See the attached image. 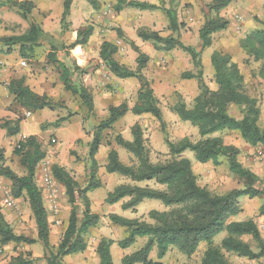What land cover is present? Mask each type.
<instances>
[{
	"label": "rangeland",
	"instance_id": "1",
	"mask_svg": "<svg viewBox=\"0 0 264 264\" xmlns=\"http://www.w3.org/2000/svg\"><path fill=\"white\" fill-rule=\"evenodd\" d=\"M73 0L70 16L65 24L60 23L63 0H33L35 8L32 19L41 27L51 40H43L36 49L35 56L22 59L6 54V48L0 47V121L20 120L19 129L35 125L30 131L41 149L45 158L39 163L35 174V183L40 190L43 205L47 213L49 224V244L55 252L63 233L67 227L70 214V205L67 201L65 189L55 181L52 167L58 166L66 171L80 187H85L89 178L90 167L88 163L89 143L92 141L95 128L108 117V109L125 103L128 108L136 103L139 82L136 79L120 80L115 78L106 65L99 58V50L104 42L112 43L118 48L114 56L118 63L130 70H136L137 53L132 45L148 56L146 67L142 75L150 82L154 96L157 98L162 113L164 125L150 115L134 116L128 112L117 120L110 129L102 132V141L96 155L97 179L101 186L88 193L90 209L100 216V222L92 228L85 238L86 250L83 253L63 258L64 264H99L96 247L102 239H110L115 243L125 238L124 228L112 224L109 214H115L126 219H139L150 222L148 213L152 210L159 212L167 208L157 200H143L134 210L121 209L120 202L109 205L105 203L108 193L119 185L132 184L125 177L105 172L107 154L114 150L119 161L125 165H134L135 159L125 149L116 145L114 139L121 136L127 141L132 140L131 128L138 124L143 133L145 146L149 149L150 160L153 163H162L171 159L167 143H177L187 138L193 142L199 140L197 129L188 122L180 121L173 112L176 96L180 95L187 107L198 95L195 80H183L184 73H195L196 69L191 57L180 49L157 52L152 42H142L137 37V30L151 31L156 29L162 37L173 36L164 9H171L176 14L178 23L184 24L180 30L179 40L196 51H200V62L203 78L211 90H216L213 81V70L210 65V56L213 52L229 55L237 64L244 79V90L247 95L255 98L259 109V127L264 130V70L263 62L255 61L247 50L241 47L247 36L254 31L264 32V0H232L229 6L221 10L218 19L226 21L224 31L211 36V46L201 49L198 32L204 23L203 7L213 0H148L152 5L159 7L155 11H140L138 9L123 8L120 12L115 10L117 0H96L97 8H93L86 0ZM133 1V0H126ZM146 2L145 0H134ZM209 18H216L211 13ZM92 27V36L83 47L70 49L69 46L76 39V32ZM29 27V21L20 18L15 8L0 6V37L19 35ZM133 39V40H132ZM11 52L18 50L13 48ZM53 52L60 59L64 57L65 64L72 69L79 66L83 74L75 72L73 80L81 83L92 97L93 111L90 113L81 105L79 99L65 91L60 80V69L57 64L50 61L48 54ZM12 54V53H10ZM7 57V58H6ZM24 62V65L20 63ZM121 62V63H120ZM122 65V64H121ZM261 72V73H260ZM23 80L34 94L44 97L51 102L52 108H46L31 113L25 117L27 110L15 102L8 93L7 85L12 80ZM230 114L239 117L235 109ZM21 127V128H20ZM27 131V130H26ZM26 135V138L29 137ZM223 143L234 146L239 150L238 160L247 170L251 171L264 183V153L259 148L252 149L237 132L221 133ZM21 140V135L9 136L0 128V148L6 153L8 167L18 176L23 175L19 158L13 155V150ZM181 158L190 161L192 170L197 177L200 187L213 195H224L234 189H243L244 184L230 173L224 159L218 165L211 162L200 164L195 160L191 151H185ZM148 184L152 188L161 187L153 183H139L138 186ZM240 213L229 217L230 222L252 220L258 227L264 241V217L259 215V209L264 203L263 197L238 199ZM78 214L81 217L84 211L81 201H77ZM0 210L4 219L16 235L31 239L37 238L36 226L25 197L14 199L10 195V182L0 176ZM222 231L214 238V244L220 243L225 237ZM252 250L257 251L256 243L249 237L242 238ZM145 239L138 238L131 247L122 250L116 244L110 248L112 264H121V259L138 250ZM206 244L202 243L190 258L182 255L176 249H171L162 264H196L200 262ZM30 253L35 264H45L43 249L37 242L27 246L23 244H0V264H8L10 260L20 254ZM231 264H264V258L247 260L234 254H225ZM150 260L158 261L156 249L149 255Z\"/></svg>",
	"mask_w": 264,
	"mask_h": 264
},
{
	"label": "trees",
	"instance_id": "2",
	"mask_svg": "<svg viewBox=\"0 0 264 264\" xmlns=\"http://www.w3.org/2000/svg\"><path fill=\"white\" fill-rule=\"evenodd\" d=\"M72 1L63 0L60 19L62 25L70 15ZM86 1L93 8L98 7L96 0ZM231 1L213 0L203 7L205 20L198 32L201 49L209 48L211 36L226 29L228 23L218 19L217 16L221 10L229 6ZM0 6L15 8L20 18L29 21L28 29L22 34L0 37V47L6 48V54H9L13 48H17L20 58L32 59L36 49L41 46V42L45 39L51 40V37L45 34L32 19V11L35 8L33 0H0ZM123 8L140 11L159 10L156 5L144 2L117 0L115 10L120 12ZM164 12L168 19L170 32L177 34V37H162L156 31L143 29L137 30V36L143 42H152L157 52L171 51L177 48L191 57L196 72L184 73L182 79L195 80L198 95L193 99L190 107H187L180 95H177L172 109L180 121L188 122L197 129L199 140L193 142L184 138L177 143H167L171 159L162 163H153L138 124L131 128V141H127L121 136L115 137L116 145L131 154L136 163L130 166L121 163L114 150L107 154L105 172L125 177L132 184L115 187L112 192L108 193L105 203L114 205L127 198L128 200L121 204V209L125 211L134 210L145 199L157 200L167 210L150 211L148 213L150 222L109 214V221L124 228L127 236L116 243L110 239H102L95 251L99 258V264H112L110 248L113 244L125 250L136 243L138 238L145 239L144 244L135 252L125 255L121 259V264H162L161 261L172 248L190 258L202 243H205L207 247L200 262L196 264H231L227 261L225 254H234L250 261L262 259L264 258V241L257 225L250 219L227 224L225 222L229 217L240 213L241 209L238 203L240 197L244 196L250 200L256 197L264 199V183L240 164L239 150L234 146L224 144L220 136L225 131L237 132L250 148H259L264 153V130L258 125L257 101L246 94L243 75L237 64L231 60L229 55L219 52H213L210 56L216 90L209 89L203 78L200 51L185 46L179 40L180 30L184 29V24L178 23L174 11L164 9ZM211 13L216 18H209ZM92 32L93 29L90 26L77 32L76 39L69 48L85 46L92 36ZM132 46L137 53L136 70H130L114 60L113 56L118 52V48L114 44L104 42L99 50V58L109 72L120 80H138L139 90L136 103L132 108H128L125 103L110 107L108 117L95 128L92 141L89 143L90 172L87 185L83 188L80 187L66 171L58 166H53L51 169L55 181L64 187L71 208L67 227L55 252L49 244L50 229L47 213L40 190L35 183L37 166L45 158L41 145L34 136H29L18 142L17 147L13 150V155L19 158L20 167L23 169L21 176L4 166L5 155L3 149L0 148V176L10 182L12 198H26L37 232L36 239L16 235L0 210L1 245L13 243L31 246L38 242L43 249L45 264H64L63 258L83 253L86 250L85 238L89 231L100 222V216L90 209L87 195L101 186L97 179L96 155L102 141V132L110 129L128 112L134 116L150 115L162 126L164 125L158 100L154 96L150 82L141 73L146 67L148 56L141 53L135 45ZM241 47L243 50H247L255 61L263 62L261 71L263 72L264 32L254 31L245 38ZM48 58L60 69V80L64 90L77 97L81 105L91 113L93 111L91 95L81 83L73 80L75 72L83 74L84 71L76 65L70 69L65 64L64 57L58 59L53 52L48 54ZM7 90L15 102L28 112L35 113L52 108L51 102L44 97L37 96L27 86H24L22 79L12 80L7 85ZM231 109H235L239 117L231 115ZM19 124L20 120L15 123L0 121V128L5 130L9 136H16L20 130ZM187 150L193 152L195 160L203 165L209 162L218 165L219 160L224 159L230 173L243 182L244 188L234 189L219 196L200 187L190 161L181 158V154ZM139 183H153L161 188H152L148 184L141 187L138 186ZM77 201H81L84 207L81 217L78 214ZM259 215L264 217V203L259 209ZM222 231L225 232V237L219 245L214 244V238ZM245 236H249L256 243L257 251L252 250L249 244L242 240ZM154 248L158 260L156 262L149 258ZM8 264H35V260L30 253H26L12 258Z\"/></svg>",
	"mask_w": 264,
	"mask_h": 264
},
{
	"label": "crops",
	"instance_id": "3",
	"mask_svg": "<svg viewBox=\"0 0 264 264\" xmlns=\"http://www.w3.org/2000/svg\"><path fill=\"white\" fill-rule=\"evenodd\" d=\"M134 1V0H133ZM146 2H144V3H148V4H152V3H150L148 0H145ZM74 2H79L80 3V1H77V0H75ZM72 3H73V1H72ZM71 7H72V5H71ZM125 9V8H124ZM71 11L72 10H70V13H71ZM70 16V15H69ZM151 31H157L156 29H152ZM76 34H77V32H76ZM138 37V36H137ZM133 40V39H132ZM141 40V39H140ZM142 41V40H141ZM143 42V41H142ZM110 44H112V43H110ZM77 47H79L80 48V46H77ZM15 49H17V48H15ZM74 49V48H73ZM81 49V48H80ZM10 53H12V54H10ZM8 55H9V57L11 58L13 55H16L15 57H18V54H17V52H15V53H13V52H10ZM117 54V53H116ZM115 54V55H116ZM114 55V56H115ZM113 56V58H115ZM0 57H2L1 55H0ZM7 58V57H6ZM115 61H117L116 59H114ZM0 62H4L5 63V60H3V59H1L0 58ZM118 62V61H117ZM121 63V62H120ZM122 65H123V63H121ZM127 80H129V79H127ZM21 128V127H20ZM27 129H21V131L19 130V133H18V135H21V140L20 141H22V140H24L25 138H26V135H24V134H27L28 133V135L27 136H30V131H32L34 128H35V125H33V127L32 126H28V127H26ZM27 130V131H26ZM4 155H5V161H6V159H7V157H6V153H4ZM7 164L4 162V166H6ZM122 203L120 202V205H121Z\"/></svg>",
	"mask_w": 264,
	"mask_h": 264
},
{
	"label": "built area",
	"instance_id": "4",
	"mask_svg": "<svg viewBox=\"0 0 264 264\" xmlns=\"http://www.w3.org/2000/svg\"><path fill=\"white\" fill-rule=\"evenodd\" d=\"M20 64H21V65H24V62H21ZM30 116H31V113H30V112H28V113L25 114V117H26V118H29Z\"/></svg>",
	"mask_w": 264,
	"mask_h": 264
}]
</instances>
